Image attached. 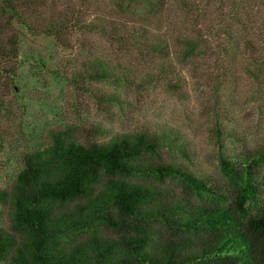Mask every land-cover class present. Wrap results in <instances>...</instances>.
<instances>
[{"label":"rangeland","instance_id":"rangeland-1","mask_svg":"<svg viewBox=\"0 0 264 264\" xmlns=\"http://www.w3.org/2000/svg\"><path fill=\"white\" fill-rule=\"evenodd\" d=\"M184 1L185 7H177L174 0H167L164 11L149 22L125 14L120 18L128 25L139 23L150 31H165L171 39L182 32L194 35L198 30L206 36L202 35L199 47L182 61L173 58L175 53L170 54L165 72L160 70L159 76L147 83L138 82L145 70L153 69L149 67L152 62L140 50L123 49L99 33L79 29L81 21L113 17L107 0H45L41 18L23 19L38 25V21L50 16L66 21L71 28L64 32L68 40L65 46L53 35L29 29L0 14V36H11L18 44L15 62L10 67L0 63V189L8 192L25 159L31 155L50 157L57 142L103 141L115 133H131L157 122L177 128L185 141L184 153L163 150L160 158L176 161L206 183L224 188L229 196L227 203L236 188L246 182L252 194L245 201V215L240 219L244 222L259 212L264 203V79H255L242 66L248 63L251 70L254 56L264 57V42L262 49L253 53L240 47L241 34L256 38L252 27L255 18L243 17L247 31L241 29L239 23L227 17L233 0ZM241 4L255 15V0H243ZM226 23L234 31L235 42L223 39ZM219 48L232 55L220 58V69L216 65ZM94 56L110 64L120 62L128 68L132 83L128 85L117 78L73 83L67 78L81 68L82 60ZM260 68L263 74L264 61ZM107 93L118 98L105 100ZM219 155L230 162L231 178L221 172ZM51 169L50 173L57 172ZM126 178L167 187L195 204L208 203L206 194L191 191L179 178L164 177L160 181L152 174ZM155 223L159 230L154 237L157 241L186 234L183 227L172 223ZM0 230L19 237L12 226L8 199L0 202ZM92 232L112 235L110 229L93 221L68 230L60 240L68 245ZM118 254L119 251L114 253V259ZM9 263L8 252L0 257V264Z\"/></svg>","mask_w":264,"mask_h":264},{"label":"trees","instance_id":"trees-1","mask_svg":"<svg viewBox=\"0 0 264 264\" xmlns=\"http://www.w3.org/2000/svg\"><path fill=\"white\" fill-rule=\"evenodd\" d=\"M236 1L239 4L233 0L232 12L227 14L230 20L247 31L243 17L255 18L251 26L256 38L241 34L240 47L251 53L260 51L264 42V0H255V15L242 7L243 0ZM174 3L177 7L187 4L184 0ZM107 4L113 17L81 21L79 29L99 33L123 49L140 50L150 59L149 67L153 69L145 70L138 83L158 77L160 70L165 72L170 54L175 53L173 58L182 61L199 47V39L206 37L198 30L194 35L182 32L171 39L165 31H150L144 24L128 25L120 19L125 14L149 22L156 13L164 11L167 0H107ZM43 6L45 0H0V14L29 29L53 35L65 46L68 40L64 32L71 28L66 21L52 16L38 21L39 25L23 20L29 16L41 18ZM222 35L228 43L236 40L227 23ZM227 51L219 48L216 65L223 56L231 58ZM17 53V41L11 36H0V63L10 67ZM156 57L158 61L154 60ZM253 59L251 70L248 63L242 68L255 79H264L260 68L264 57ZM80 64L79 70L67 76L73 83L117 78L130 85L133 81L128 68L118 61L110 64L94 56ZM117 98L112 93L104 95L109 101ZM163 150L184 153L182 134L177 128L149 122L137 131L115 133L103 141L57 142L50 157L26 158L9 191L0 189V202H10L12 226L19 236L0 230V257L9 252V264H264V203L256 215L248 216L244 222L240 219L245 215V201L252 194L249 185L240 184L227 203L229 196L224 188L206 183L176 161L163 160ZM219 161L221 172L231 178L230 162L221 155ZM51 168L57 172L50 173ZM140 174H152L160 181L164 177L179 178L191 191L206 194L208 203L195 204L167 187L126 178ZM93 221L110 229L112 235L92 232L68 245L60 240L68 230L80 229ZM155 222L183 227L186 234L157 241L154 237L159 230ZM116 251L120 252L115 256L117 260Z\"/></svg>","mask_w":264,"mask_h":264}]
</instances>
